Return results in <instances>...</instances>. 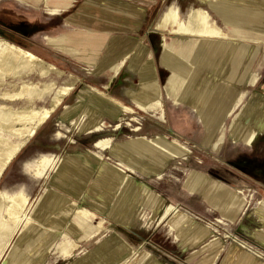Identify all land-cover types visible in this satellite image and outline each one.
<instances>
[{
  "label": "crops",
  "instance_id": "0c3cea01",
  "mask_svg": "<svg viewBox=\"0 0 264 264\" xmlns=\"http://www.w3.org/2000/svg\"><path fill=\"white\" fill-rule=\"evenodd\" d=\"M45 1L48 2V0H0V39L22 47L66 73L74 74L88 87L102 92L108 99L104 97L103 101L116 103H108L116 105L113 116L120 121L128 120L139 127L133 138L138 142L120 149L129 155L136 151L147 152L149 149L167 159L184 160L186 156L178 158L183 155L182 151L177 150V154L173 151L171 155H166L153 149L146 142L155 138L159 139L160 143H166V138L168 139L166 134L172 133L171 128L174 126L200 127L205 124L216 126L218 116L225 112L226 107L225 115L223 114L224 117L220 122L221 127L225 126V121L235 112L240 97L245 93L244 87L264 79V40H262L264 26H259L262 21H254L258 26L252 30H244L240 27V32L247 37L240 39L234 34L223 15L226 13V17L231 18L228 9L232 8L228 5L220 7L217 2L211 0L206 2L208 5H204V0H147L137 5L131 1L88 0L82 9L92 13L81 14L78 13L79 7L74 5L76 0H70L68 7L55 12L48 10L57 6L58 0H50L48 4H45ZM256 3L257 7L254 9H259L264 14V0H256ZM192 8L205 10L226 37L192 34L188 20ZM222 9L228 11L222 12ZM108 14H113L112 19L106 20L105 15ZM168 58L172 62L187 61L191 64L192 88L189 92L177 87L175 94L170 96L168 83L173 70L167 64ZM236 79L241 80L242 85H245L237 91L236 98L232 89L218 86V84L227 85L228 82ZM180 84L181 82L178 85ZM207 88L214 90L224 88L226 92L208 93ZM79 93L80 91L77 93L75 103L67 106L72 115L79 109V104H87L95 98L93 94H89L90 98L80 99ZM260 99H256L251 107L252 116L255 115V109L259 111L258 116L255 115L259 122L252 144L264 138V135H261L264 134V97L261 102ZM212 100L217 105L210 109H217L218 114L214 122H208L210 118L200 117V112ZM120 107L129 108L133 113H125ZM101 116L99 114L100 122L108 115ZM131 118H135L137 122H132ZM189 121L192 123L189 124ZM88 133L93 132L88 131ZM176 136L175 140L178 143L194 146V143L183 140L179 135ZM252 144L245 146L251 147ZM93 147L98 151L105 150L99 146L98 141L92 143ZM215 148H211V151L216 152ZM116 150L117 148L113 149L112 154L118 160L112 168L104 161L100 163L103 160L100 152L80 153L61 158L57 169L55 167L54 184L65 186L72 194L77 193V184L70 179L74 174L76 162H82L87 170L99 168V172L102 173L100 182L107 183L108 186L128 185L130 179L126 171L131 174H154L155 171L149 172L147 168L137 170L136 165L127 156L116 155L122 152ZM159 156L153 155V160L157 158L154 165L157 166L159 162L165 165L169 162H163ZM41 158L46 159V164L43 166L39 165ZM49 162L50 158L40 157L37 168L42 169L35 175H40ZM161 169L163 170V167ZM203 174L210 176L213 182L209 179H196L189 187L190 190L194 189L196 194L198 190L205 191L200 193L205 203L211 202L213 206H217L218 202H222L221 206L225 214L230 217V222L239 225L238 231L241 232V236L258 242L264 248V236H258L260 230L264 228L261 227L264 217L255 212L250 216L247 215L246 208L250 204L244 197L238 195L240 192L236 187L239 186L240 181L234 173L223 167L214 166ZM258 183L264 189L262 172L258 174ZM133 184L148 206L155 209L158 205L157 210L162 211L163 214L159 219V223L162 224L161 230L152 231L145 239L148 255H153L157 260L151 261L152 264H264L249 253L228 245L213 244L216 238L207 242L206 240L214 236L210 230L179 213L176 207L162 205L159 197L152 195L151 189L148 193V188L144 184L136 181ZM154 188L159 190L157 186ZM258 205L264 208V201L258 202ZM129 221L131 226L122 227H132L136 219L134 217ZM149 235L151 239L148 241ZM140 247L141 245H136V249ZM137 252L134 247H128L129 254Z\"/></svg>",
  "mask_w": 264,
  "mask_h": 264
},
{
  "label": "rangeland",
  "instance_id": "374dc122",
  "mask_svg": "<svg viewBox=\"0 0 264 264\" xmlns=\"http://www.w3.org/2000/svg\"><path fill=\"white\" fill-rule=\"evenodd\" d=\"M87 1L76 0L74 5L79 7L78 13H92V11H83L82 9ZM120 1H131L137 5L147 0ZM207 1L209 0H204V5H208ZM211 1L217 2L220 7L228 5L229 8H232L228 9L233 11L232 15L230 13L231 18H227L226 15L225 17L228 24L235 20L233 25L237 26L235 28L237 31L234 32L236 35H239L240 27L244 30L257 28L258 24L254 22L256 20L262 21L260 27L264 26V14L259 9H254V7H257L256 0ZM228 10L222 9V12ZM255 10L259 12L255 13ZM112 15H105L106 20L112 19ZM169 61L168 66L172 68L175 77L172 80L176 86L175 90L177 87H182L185 92H189L192 88L191 64L187 61H182V63L172 62L171 59ZM72 75L74 76V74ZM240 81L237 79L231 80L227 85L218 84V86L227 87L228 90L232 89L236 98L237 91L245 86ZM179 82H181L180 85H178ZM85 89L90 88L78 78L74 90L64 100L63 105L51 115L45 124L36 130L31 138L27 139L29 140L27 143V140H25L26 144L1 175L0 191L6 192L8 195L15 193L25 195L28 198L29 205H27L23 217L31 220L27 229L24 230L18 226L14 231L10 241L8 240V243H6L5 251L1 254L0 264L8 256L7 253H15L14 251L18 250L23 253V257L27 260L30 259L29 262L32 264H152L151 261L156 259L153 255H148L145 239L152 231L161 230L162 224L159 223V219L162 218L163 214L162 211L157 210L158 205L155 209L148 206L144 197L139 194V190L137 191L138 188H135L133 184L135 181L144 184L148 188V193L151 189L153 191V193L151 192L152 195H157L159 200L162 201V205L176 207L179 213L186 215L208 231L210 230L214 236L206 240L207 242L212 238H216L213 244L231 246L234 249L251 254L264 263L263 259L257 256V252H264V248L258 242L250 241L241 236V232L238 231L239 225L230 222V217L225 214L221 206L222 202H218L217 206H213L211 202L205 203L200 196V193L205 191L198 190L196 194L194 189L190 190L189 188L196 179H209L213 182L210 176L203 173L214 166L223 167L234 173L240 181L239 186L236 187L240 193H237L250 204L246 208L247 215L250 216L255 212V214L258 213L264 217V208L258 205V202L264 201V189L258 183L259 172H262L264 176V138L253 144L251 143V147H246L249 145L245 146L240 142L235 143L230 136L231 125H234V127H238L241 123L254 125L258 121L257 118H254V115H251V107L256 99L264 97L263 78L253 85L244 87L245 93L240 97L235 112L225 121V126L221 127L220 122L225 115L226 107L224 115L218 116L217 125L207 126L213 131L208 142H206L208 133L204 126H174L171 128L173 132L166 134L168 140L176 139V135H179L183 140L194 143V146H191V144L183 145L181 142L186 150L182 151L184 152L183 155L178 158L186 156L184 160L167 159L149 149L147 152L136 151L130 155L123 152V150H120L121 148H126L129 144L132 145L138 142L133 138L135 133L139 131V127L128 120L120 121L114 116H107L105 120L99 123L97 128H86L88 124L95 122V115L98 114L97 111H88L90 102L79 104V109L74 115L69 112L68 116L64 115L63 117L65 106L67 108V106L73 105L77 99V93ZM218 91L225 93L226 89L214 90L207 88L208 93L215 94ZM217 96L218 94H216ZM214 100L209 101L205 109L200 112V117L210 118L208 122H214L213 120L218 114L217 109H210L217 105ZM46 104L47 102H44L41 105ZM254 112L258 116L259 111L255 109ZM99 114L103 115L105 113L100 111ZM250 116L252 117L250 118ZM131 121L137 122L135 118H131ZM188 123L191 124L192 121ZM135 127L138 129L133 130ZM88 131L93 133H88ZM102 140H108L109 148L103 151L92 148V143L98 141L99 144ZM154 140L160 142L159 139L154 138ZM115 148H117L116 152L122 151L116 155L127 156L136 165L137 170L147 168L149 172L155 171L156 173L142 175L140 173L131 174L126 171L125 173L129 175L130 179L128 185L108 186L107 183L100 182L102 173L99 172V168L94 167L87 170L82 162H76L74 164L75 175L70 176V179L77 184V193L72 194L66 190L65 186L61 187L54 184L56 169L59 165L58 161L61 158L69 155H79L80 153L100 152L103 155V160L99 162L102 164V161H104L112 168L118 160L112 154ZM211 148H215L216 152L211 151ZM174 153L177 154V150ZM153 155L161 157L163 162H169L165 165L159 162L156 166L154 163H156L157 158L153 160ZM42 156L50 158V162L43 168L42 173L36 176V173L42 169L37 168V161ZM161 167H163V170ZM156 186L159 190H155L154 187ZM49 200L51 202H48ZM69 201H74L75 205L82 206L94 212L98 217L103 218L102 228L98 232L81 233L74 225L76 222V219L72 216L74 206ZM134 217L136 222L132 224V227H122L123 225L131 226L129 220ZM261 225V227H264V220H262ZM31 228L36 233L30 237L26 235V238L22 236L19 238L21 231L24 230L22 235L23 233L25 235ZM263 231L264 228L260 230L258 236H264ZM31 237L35 243L33 248L29 244ZM150 239L151 235H149L148 241ZM5 240L0 232V246L6 242ZM142 242L144 243L141 244ZM74 244L77 245L76 248H73ZM136 245H141V247L136 249ZM130 246L138 252L129 254L128 247Z\"/></svg>",
  "mask_w": 264,
  "mask_h": 264
},
{
  "label": "bare ground",
  "instance_id": "6f19581e",
  "mask_svg": "<svg viewBox=\"0 0 264 264\" xmlns=\"http://www.w3.org/2000/svg\"><path fill=\"white\" fill-rule=\"evenodd\" d=\"M49 1L50 0H48V2ZM48 2L45 1L44 3L48 4ZM56 4L57 6L48 11L55 12L61 8L68 7L70 5V0H58ZM189 13V17H187L189 18L188 20L191 25V31L190 29L189 31L191 33L193 32L192 34H202L204 36L206 35V37H226V34L216 26L214 20L205 10L201 8H192ZM229 13L232 12L229 11ZM223 15L225 16L226 14L224 13ZM233 21L229 25L233 32H235L237 31L235 29L237 26L233 25L235 23H233ZM191 33L190 35H192ZM236 36L240 39H247L246 35L244 36L241 32ZM212 49L214 50V48ZM169 60L170 59L168 58L167 64H169ZM173 78L174 73H172L171 79L169 80L170 83H168L170 84V88L168 89L170 96L174 95L176 92L175 85L172 84ZM77 82L78 78L74 77L72 74L64 72L55 65L44 61L16 44L0 39V178L13 158L16 157L25 145V140L31 138L36 130L45 124L51 115L63 105L64 100L74 90ZM89 88L90 89L81 90L79 93L80 99L90 98L89 94H93L96 98L90 101L91 104L89 105L90 107L88 108V111H103L106 115L113 116L116 112L114 107L116 105H110L108 103H116H113V101H103L105 95L102 92L92 87ZM44 102H47V104L41 105ZM120 108L122 109V107ZM64 109L63 117L64 115L68 116L70 111L68 108ZM122 110H124L125 113L133 112L131 109L125 107H123ZM100 119L101 117H99V114L95 115V122L88 124L86 128H97ZM258 122L259 121H256L254 125L250 123H241L238 127L231 125V140L235 143L240 142L244 145H251L256 136V126ZM204 127L208 133V141L212 136L211 134L213 131L207 128L206 124ZM137 129L138 128L135 127L133 130ZM146 143L153 149L166 155H171L175 150H186L185 147L175 139L168 140L166 138V143H160L151 139ZM99 146H101L102 149L109 148L108 140L100 141ZM171 148L174 150L172 151ZM45 164L46 159L41 158L39 160V165L43 166ZM48 202H51V200ZM69 202L74 206L72 210L73 212L71 211L73 218L76 219L74 225L79 231H81V233L86 234L88 231L98 232L102 228L103 218L98 217L96 214L82 206L75 205L76 203L72 201ZM27 205H29L28 198L22 193L8 195L6 192L0 191V232L2 237L6 239V242L0 246V257L2 256V252L5 251L4 248L7 246V241H10L11 236L18 226L22 227L24 230L27 229L29 221L31 220L30 218L23 217ZM24 230L21 231L20 234L18 233L19 238L21 236L26 238V235L27 237H30L32 234L36 233L34 232V229L31 228V230L27 231L25 235L24 233L22 235ZM30 239L29 244L33 248L35 243L32 241V237ZM76 246L77 245L74 244L73 248H76ZM14 252L15 253L12 252L10 254L7 253L8 256L5 254L7 257L2 264H32L29 262L30 259L27 260L23 257L22 252L19 250Z\"/></svg>",
  "mask_w": 264,
  "mask_h": 264
},
{
  "label": "built area",
  "instance_id": "2783aa9c",
  "mask_svg": "<svg viewBox=\"0 0 264 264\" xmlns=\"http://www.w3.org/2000/svg\"><path fill=\"white\" fill-rule=\"evenodd\" d=\"M249 250V249H248ZM250 251V250H249ZM258 254H257V256H259V258H262L263 259V261H264V252H261V253H259V252H257Z\"/></svg>",
  "mask_w": 264,
  "mask_h": 264
}]
</instances>
